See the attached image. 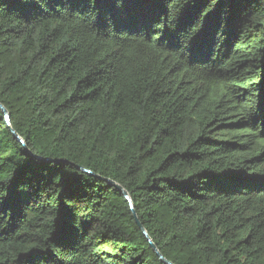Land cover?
I'll list each match as a JSON object with an SVG mask.
<instances>
[{
  "label": "trees",
  "instance_id": "16d2710c",
  "mask_svg": "<svg viewBox=\"0 0 264 264\" xmlns=\"http://www.w3.org/2000/svg\"><path fill=\"white\" fill-rule=\"evenodd\" d=\"M0 103V264H165L105 178L174 264H264V0H0Z\"/></svg>",
  "mask_w": 264,
  "mask_h": 264
},
{
  "label": "water",
  "instance_id": "95a60500",
  "mask_svg": "<svg viewBox=\"0 0 264 264\" xmlns=\"http://www.w3.org/2000/svg\"><path fill=\"white\" fill-rule=\"evenodd\" d=\"M0 108H1V110H2V111L5 113V115H6V121L9 122V114H8L7 109H6V108L4 107V105H2L1 103H0ZM13 134L15 135L16 138H18V139L21 141V143H23V145H24V147L26 148V150H28V149H27V146H26V144H25V142H24V140H23L22 138H20L19 135H18L14 130H13ZM80 169H82V171H84V172H86V173H88V174H90V175H95V174H94L91 170H89V169L81 168V167H80ZM95 176L99 177L98 175H95ZM105 180H106L111 186H114V187H115L120 193H122V194L125 196V198L128 200V202H129V204H130V208H131V210H132V212H133V215H134V217H135V219H136V221H137L139 227L141 228V230H142L144 236H146V238H147L148 241L150 242V245H151L152 248L155 250L156 254L159 256V258L161 259V261H162L163 263H165V264H174L173 262L167 260V259L163 256V254H162V253L160 252V250L157 248V246L155 245V243L151 240V238H150V236H149L147 230H146V229L144 228V226L140 223L139 218H138L137 213H136V210H135V208H134V204H133V202H132V199H131V197L129 196L128 192L124 189V187H123L122 185H120L119 183H116V182H114V181H112V180H110V179L105 178Z\"/></svg>",
  "mask_w": 264,
  "mask_h": 264
}]
</instances>
